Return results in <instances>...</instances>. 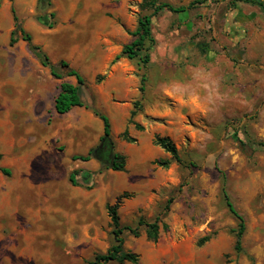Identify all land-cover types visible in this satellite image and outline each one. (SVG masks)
Instances as JSON below:
<instances>
[{"label": "rangeland", "instance_id": "rangeland-1", "mask_svg": "<svg viewBox=\"0 0 264 264\" xmlns=\"http://www.w3.org/2000/svg\"><path fill=\"white\" fill-rule=\"evenodd\" d=\"M156 1L175 7L194 4L185 12L164 9L153 17L156 44L148 67L139 69L127 57L113 64L111 61L132 39L128 31L135 29L139 14L152 12L141 9L144 0H0L1 13L5 15L8 10L13 24L14 9L25 30L34 40L42 41L50 58H60L56 64L68 59L76 68L77 50L90 46L78 65L86 80L82 98L109 116L115 141L118 131L125 129L127 111L123 105L118 111L110 103L114 100L112 91L107 102L98 103L99 96L90 85L95 74L92 62L104 55L112 59L106 60L108 67L95 77L96 84L103 87L114 64L124 75L135 76L136 99L141 98V74H146L143 109L134 119L139 118L147 128L143 136L149 132L172 134L182 157L179 163L169 153H157L147 163L122 172H127L125 177H118L101 163L96 169L81 168L79 181L90 172L89 183L79 185L86 192L84 197L54 194L51 212L42 213L38 220H26L21 210L18 218L4 216L0 264H89L114 243L107 204L125 192L130 195L118 209L120 222L138 228L139 234L124 229V247L140 258L137 263L106 264H264V147L258 144L264 143V9L242 0ZM12 51L0 38L4 76H11L13 71L8 57ZM15 52L28 57L21 73L26 86H20L17 94L15 86L6 87L5 97L10 101L19 98L18 107L14 103L3 106L0 98V140L6 139L5 133L9 140V147L0 153H20L30 148L34 135L49 133L54 152L66 153L65 157L78 149L86 154L103 132L102 120L92 114L91 126L84 127V135L79 136L81 144L74 147L63 140L72 113L58 114L52 106L61 82L77 83V79L50 78L48 72L41 71L29 47ZM122 85L128 88L129 81ZM34 91L42 93L45 104H49L45 115L41 106L20 107L27 105ZM143 112L146 114L141 119ZM19 137L26 141L22 147L18 146ZM3 148L1 143L0 151ZM159 158L170 159L169 166L155 162ZM2 159L3 154L0 167ZM66 160L65 168L75 166L71 154ZM9 168L10 175L0 171V188L12 184ZM53 173L54 193L64 181L71 185L70 170L67 174L64 168ZM222 173L227 177L230 199L246 223L241 252L234 249L232 229L238 219L224 199ZM168 197L174 200L160 222L159 239L152 241L139 220L153 221Z\"/></svg>", "mask_w": 264, "mask_h": 264}, {"label": "crops", "instance_id": "crops-1", "mask_svg": "<svg viewBox=\"0 0 264 264\" xmlns=\"http://www.w3.org/2000/svg\"><path fill=\"white\" fill-rule=\"evenodd\" d=\"M3 7L0 9V38L5 42L6 47L13 48V51L9 53V58L12 60V74L10 75H3V67L5 63V55L0 54V98L2 101L3 106L5 104L14 103L13 106L18 107L20 104L19 98L14 101H10L8 97H5L6 87L15 86L14 93L17 94L19 87L22 86L23 88L26 86L22 84L24 80H22V69L25 65L26 57L21 53H16L15 51L21 48H28L26 41L20 39L14 45H10L9 39L10 34L14 28V23L11 24L10 17L8 15V10L5 15L2 12ZM33 36V35H32ZM20 41V44H19ZM33 41L37 44L41 45L40 40L33 39ZM42 46V45H41ZM48 46V45H47ZM46 46L47 50L48 47ZM43 47V46H42ZM44 49V47H43ZM90 46H86L82 49H78V64L76 65V69H80L78 66L80 61H82L88 54L90 50ZM46 51V49H44ZM47 52V51H46ZM74 51L72 50V53ZM30 56V55H28ZM60 59V58H59ZM59 59L52 60L54 63L57 62ZM94 59L92 62L91 67L94 68L95 74L90 80V85L92 89L95 90V94L98 95V103L101 104V101L107 102L108 101V94L110 95L114 92V100L110 103L113 104L114 108L119 111L121 105L127 111L126 114V126L125 129L128 128L129 134L135 138L136 141L130 142L120 137V133L124 130L118 131V138L115 141V149L121 153H124L127 156V170L130 171L133 166L142 165L150 161V159H154L157 153L165 154L166 152L162 147L153 143L154 133H150L148 136L145 135L148 130L147 128L141 130L136 128L133 123L129 122L130 118V110L133 108V101L138 97V87L136 83V77H128V75H124L122 72L119 71L117 65L114 64V69L108 75V81H106V85L100 86L96 84L95 77L98 73H102L108 67L107 62L111 61L110 59L107 60V57L104 55L102 57ZM68 61V59H66ZM107 60V62H106ZM101 63V65L99 64ZM37 64L42 67V72H48L49 77H54L50 69L42 65L40 60L37 59ZM99 67V69H95ZM47 68V70L45 69ZM82 75L83 72L79 71ZM19 77V78H18ZM74 77V76H72ZM55 78V77H54ZM57 79V78H56ZM124 80L129 81L128 88L122 85ZM74 83L72 80H68ZM93 83V84H92ZM18 87V88H17ZM17 90V91H16ZM112 91V92H110ZM58 94V93H57ZM56 94V95H57ZM53 98L52 106L54 107L55 97ZM43 94L39 91H34L30 95V99L27 105L20 106L21 109H31V108H38L41 106V112L43 115L46 114V109L48 108L49 104L46 105L43 100ZM107 100V101H106ZM55 110V107H54ZM55 112H57L55 110ZM58 113V112H57ZM67 113V112H66ZM72 117L69 119L66 124V131L64 133V141L67 142V145H72L74 147L80 146V137L84 135V127L91 126L90 122L93 119L92 114H94L91 110L87 109L85 106H75L73 107L67 114H71ZM60 114V113H58ZM145 112L140 114V118L143 119L145 117ZM142 116V117H141ZM136 120L139 122V118ZM112 121H111V130H112ZM32 127V126H31ZM30 132L33 133L34 131L30 128ZM70 130H73L71 133ZM37 134V133H36ZM101 134L98 135V138L93 146H95L101 137ZM173 136L172 134L170 135ZM146 137V140L145 138ZM5 140H0V144H3V149L0 152H5L4 149L9 147V140L7 139V133L4 134ZM22 137L18 139V146L22 147L26 141H22ZM30 148L24 149L20 153H0L3 154V167H11L12 168V192H10V187L0 188V229L3 228L2 224L4 223V216L6 214L13 215L17 217L20 210L26 214V220H38L41 218L42 213H50L52 210V198L55 195L62 196L61 194H65L66 198L69 195L72 196H85L86 192L79 187V185L69 184L68 181H64L62 185L55 189V193L53 192V172L54 170L65 169V173L67 174L70 170V173L74 169H81V168H92L96 169L100 165V161L96 158H90L88 160H82L80 158L74 159V155H81L85 153H79V150L75 149L72 150L68 155L71 154V161L75 162V166L71 165L65 168L64 164L67 161V156L64 157L66 153H56L54 152V146L51 143V134L49 133H42L39 135H34L32 140H30ZM91 146V147H93ZM89 147V149L91 148ZM87 150V152L89 151ZM64 152V151H63ZM64 154V155H63ZM74 164V163H73ZM10 169V168H9ZM112 170V169H111ZM126 170V171H127ZM118 177H125L126 173H122L125 171H117L112 170ZM2 172V171H1ZM3 173V172H2ZM4 174V173H3ZM11 174V173H10ZM116 176V177H117ZM129 178V177H128ZM130 179V178H129ZM120 180V178H119ZM118 180V181H119ZM12 193V194H11ZM57 205H59L57 203ZM30 214V215H29ZM18 218V217H17ZM2 237H4L2 235Z\"/></svg>", "mask_w": 264, "mask_h": 264}, {"label": "trees", "instance_id": "trees-1", "mask_svg": "<svg viewBox=\"0 0 264 264\" xmlns=\"http://www.w3.org/2000/svg\"><path fill=\"white\" fill-rule=\"evenodd\" d=\"M252 4L259 5L264 9V3L262 0H242ZM194 2L188 5L172 6L167 2H158L156 0H144L141 4V9L150 8L151 13H141L137 19V25L134 30H129V34L132 35V39L125 43L111 64L115 63L120 57H127L128 59L135 62L139 69L148 67V63L151 60V50L156 44V39L153 34L152 22L153 17L157 15L164 9H169L173 12H185L187 11ZM14 15V28L10 34L9 43L14 45L19 39L27 42L31 52L40 60L43 66L50 69L51 74L57 79H63L65 76H74L77 79V83H72L68 80H63L60 84V90L55 97L54 107L58 113L69 112L75 106H85L90 109L96 116H98L103 123V134L101 135L99 142L91 147L86 154L74 155V159L80 158L82 160H88L90 158L98 159L101 164L105 165L106 168L117 171L127 170V156L115 149V141L111 135V120L107 114H105L97 106L89 105L82 98L83 86L85 84L84 76L66 59H61L58 64L54 63L50 58L49 54L43 49L40 44L33 41V36L30 32L25 30L22 23L19 21L18 16L13 9ZM52 27V25H50ZM63 70V71H62ZM102 78L98 76L97 79ZM146 74H141L139 91L141 93V98L133 101V108L130 111L129 122L133 123L136 128L144 129V126L134 119L140 111L143 109L142 100L144 99V93L146 91ZM120 137L130 142H134L137 138L129 134L128 128L124 129L120 133ZM153 143L162 147L166 152L171 154L179 163H182V157L179 153V149L175 142L170 136L155 134ZM258 144L264 147L263 142H258ZM1 156V155H0ZM160 166L168 167L171 160L166 158L156 159ZM6 175H10L11 170L7 167H0ZM81 169H74L69 175V181L73 185L88 184L90 180V172L86 171L83 175V181H79L78 175ZM222 178V193L226 201L227 207L230 212L238 219L237 227L233 228L232 231L235 234V244L234 249L236 252H241L243 250V236L246 230V223L244 216L235 208L233 202L230 199L228 189H227V177L225 173ZM130 193L125 192L120 195L113 204H107V211L110 217V224L112 225V233L114 234V243L107 249L105 253H98L95 255L94 260L90 261L89 264H106L110 261H132L137 263L139 261L140 255L131 250H127L124 247V238L122 236L123 230L128 229L136 236L139 234L138 228H133L130 225H122L120 222L118 209L122 204L124 198H127ZM173 197H168L165 206L162 211H160L155 219L151 222L139 220V224L146 225V235L147 238L152 241H157L160 236V222L163 216L169 211L170 205L173 202ZM164 227H167L164 224Z\"/></svg>", "mask_w": 264, "mask_h": 264}, {"label": "bare ground", "instance_id": "bare-ground-1", "mask_svg": "<svg viewBox=\"0 0 264 264\" xmlns=\"http://www.w3.org/2000/svg\"><path fill=\"white\" fill-rule=\"evenodd\" d=\"M30 215V214H29ZM31 231V230H30Z\"/></svg>", "mask_w": 264, "mask_h": 264}]
</instances>
